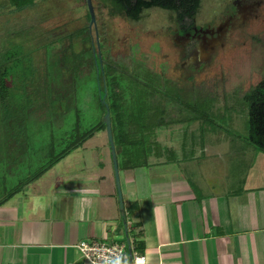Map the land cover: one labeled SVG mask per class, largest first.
Masks as SVG:
<instances>
[{
	"label": "crops",
	"instance_id": "obj_1",
	"mask_svg": "<svg viewBox=\"0 0 264 264\" xmlns=\"http://www.w3.org/2000/svg\"><path fill=\"white\" fill-rule=\"evenodd\" d=\"M239 148L232 160L212 149L206 156L212 165L198 167V159L170 147L145 166L120 169L126 179L121 191L129 194L125 218L112 184L103 185L112 181L111 172L99 174L94 166L62 172L53 164L30 182L25 177L14 194L0 198V264H91L77 243L124 237L127 252L144 256L140 264H264V153ZM29 155L26 165L33 161ZM10 167L7 175L23 177ZM154 167L164 172L155 175ZM73 176L76 182L66 185ZM135 232L144 243L140 252Z\"/></svg>",
	"mask_w": 264,
	"mask_h": 264
},
{
	"label": "rangeland",
	"instance_id": "obj_2",
	"mask_svg": "<svg viewBox=\"0 0 264 264\" xmlns=\"http://www.w3.org/2000/svg\"><path fill=\"white\" fill-rule=\"evenodd\" d=\"M92 1L96 26L92 25L91 30L87 31L89 18L85 0H37L35 6L20 10L10 5L4 7L0 0V33L7 28L20 30L34 25V28H28L29 32L42 41L83 31L90 36V41L85 45L99 51L103 57L110 58L114 64L129 71H135L141 65L142 69L145 67L161 74V80L166 79L167 82L168 99L163 103L166 102V120L169 122L158 130V140L165 149L173 147L174 153L179 151L184 156L188 153L198 159V167L205 161L212 165L211 156L206 157L212 149L213 152L217 151L220 159L230 160L236 154L237 159L239 158L242 150L239 147L248 145L256 149L249 138L251 104L244 95L264 79V8L254 11L257 15H251L243 22L239 20L238 26L232 29L230 38L221 40V44L217 43L215 50L208 53L198 66L193 63L195 59L184 60L179 47L171 41L168 31L172 15L169 11L153 7L145 9L138 20H132L111 13L109 0ZM222 1L203 0L198 19L202 20L204 15L217 12ZM75 41L79 45L76 49H82L80 39ZM68 44L69 41L65 40L58 49ZM37 54L42 59V54ZM82 70L83 73L76 80L78 89L70 95L71 104L78 106V113L74 107L66 110V103L63 101L56 102L54 111L48 114L47 111L41 112V105L36 103L34 107L40 113L23 121L25 145L30 148L29 151L36 149V158L30 154L32 164L26 165L28 154H25L22 156L23 163L10 167V172L19 169L23 177H17L14 173L6 175V179L0 184V198L14 194L17 186L21 188L28 172L34 171L36 165L41 164V155L49 144L53 145L55 152L66 146L76 120H79L78 125L82 131L102 119L90 59ZM38 75L41 76L40 72L34 75L35 79L39 78ZM159 100L162 101V98H156L155 102ZM77 114L79 118L76 117ZM102 153L104 160L100 158ZM93 166L101 168L99 174L111 172L112 181L104 180L103 185L112 184L114 197L118 202L106 129L96 131L53 165L57 170L70 173ZM1 167L8 171L7 166ZM155 169L156 167L152 168L155 175L164 172ZM76 178L73 176L65 179L67 184H64L71 185L76 182ZM119 179L123 190L126 179L120 168ZM128 195H124L122 191L125 204ZM118 241L126 240L124 237Z\"/></svg>",
	"mask_w": 264,
	"mask_h": 264
},
{
	"label": "trees",
	"instance_id": "obj_3",
	"mask_svg": "<svg viewBox=\"0 0 264 264\" xmlns=\"http://www.w3.org/2000/svg\"><path fill=\"white\" fill-rule=\"evenodd\" d=\"M109 1L111 13L132 20H138L146 8L167 9L172 16L177 14L183 18L192 15L199 7V0ZM36 2L37 0H2L1 5H10L20 10L33 7ZM87 15L90 19L89 13ZM34 27L30 25L20 30L7 28L0 33V184L7 175L1 165L7 168L19 165V159L12 156L13 151H17L19 157L36 154L34 148L29 151L30 148L24 142L26 138L22 135L25 132L22 128L23 121L40 113V110L34 107L36 103L41 105V112L47 111L48 114L54 111L56 102L63 101L66 103V110L74 107L78 113V106L71 104L70 95L78 89L76 80L80 73H83L82 68L89 59L95 78L97 100L102 109V119L82 131L78 125L79 120H76L71 129L72 134L67 136L70 139L66 146L55 152L53 145L49 144L41 155V164L34 172L29 173L26 181L37 178L96 131L104 130L106 126L103 116L107 110L106 105L110 111L120 169L145 166L152 154L163 156L167 149L160 144L157 132L169 122L166 120V102L163 103L168 99L166 79L161 80V74L145 67L142 69L141 65L137 66L135 71H129L114 64L110 58L103 57L99 51L85 45L90 41V36L83 31L40 41L38 36L33 37L29 32L28 28ZM86 29L88 31L89 28ZM78 38L82 42V49H76L79 45L75 39ZM65 40L69 41V44L58 49ZM38 52L40 56L42 54V59L39 58ZM38 72L41 76L38 75L39 78L35 79L34 75ZM158 97L162 98V101L155 102ZM244 98L251 104L249 138L256 149L264 153V79L251 87ZM127 206L129 213L136 211L134 201H130ZM123 217L125 218V215ZM134 236L136 250L140 252L144 247L143 240L139 232H135Z\"/></svg>",
	"mask_w": 264,
	"mask_h": 264
},
{
	"label": "flooded vegetation",
	"instance_id": "obj_4",
	"mask_svg": "<svg viewBox=\"0 0 264 264\" xmlns=\"http://www.w3.org/2000/svg\"><path fill=\"white\" fill-rule=\"evenodd\" d=\"M198 3L199 7L190 16L183 18L177 14L171 16L168 31L171 41L179 47L184 60L195 59L193 63L198 66L208 53L215 50L217 43L221 44V40L230 38L232 29L238 26L239 20L243 22L251 15H257L253 13L254 11L264 8V0H223L217 12L214 11L215 13L209 16L204 15V19L199 20L203 0H199Z\"/></svg>",
	"mask_w": 264,
	"mask_h": 264
},
{
	"label": "built area",
	"instance_id": "obj_5",
	"mask_svg": "<svg viewBox=\"0 0 264 264\" xmlns=\"http://www.w3.org/2000/svg\"><path fill=\"white\" fill-rule=\"evenodd\" d=\"M76 246L91 264H140L144 259L143 255L132 251L127 252L125 242L81 240Z\"/></svg>",
	"mask_w": 264,
	"mask_h": 264
},
{
	"label": "water",
	"instance_id": "obj_6",
	"mask_svg": "<svg viewBox=\"0 0 264 264\" xmlns=\"http://www.w3.org/2000/svg\"><path fill=\"white\" fill-rule=\"evenodd\" d=\"M85 3L88 9L89 16H90L88 28L91 29L92 25H94V27L96 26L94 5H93L92 0H85ZM100 69H102L101 66H100ZM106 109L107 110H106V113L104 114L103 120L105 122L107 139L110 145V150H111V155H112V163H113V168H114V176H115V182H116V188H117L119 208H120L121 215L124 216V203H123V196H122L120 179H119L118 160H117L115 143H114L113 134H112L110 111H109L108 105H106Z\"/></svg>",
	"mask_w": 264,
	"mask_h": 264
}]
</instances>
